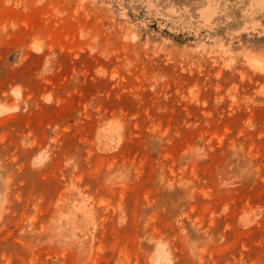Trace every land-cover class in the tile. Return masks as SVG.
I'll list each match as a JSON object with an SVG mask.
<instances>
[{"label":"rangeland","instance_id":"rangeland-1","mask_svg":"<svg viewBox=\"0 0 264 264\" xmlns=\"http://www.w3.org/2000/svg\"><path fill=\"white\" fill-rule=\"evenodd\" d=\"M253 4L0 0V264H264Z\"/></svg>","mask_w":264,"mask_h":264},{"label":"bare ground","instance_id":"bare-ground-1","mask_svg":"<svg viewBox=\"0 0 264 264\" xmlns=\"http://www.w3.org/2000/svg\"><path fill=\"white\" fill-rule=\"evenodd\" d=\"M255 7H257L259 10H264V3L262 0H254V4H253ZM200 18L203 20V21H207L208 18H209V15L206 13V11L202 12L200 14ZM245 29L244 28H241L239 29L237 32H244ZM246 60V66L253 72L257 73V74H260V75H264V61L263 60H260V59H257L255 57H249ZM227 67V66H225ZM259 92L264 94V87H260L259 88ZM10 94L13 95V97L15 98H18L19 97V92L16 88L14 89H11L10 90ZM48 97H42V100L44 101H48ZM15 109V108H11V109H8V108H4L2 106H0V116H2L3 114H6L8 112H13L12 110ZM100 205H103L104 202H99ZM83 207V205H81ZM80 206V207H81ZM167 261V259H166Z\"/></svg>","mask_w":264,"mask_h":264},{"label":"crops","instance_id":"crops-1","mask_svg":"<svg viewBox=\"0 0 264 264\" xmlns=\"http://www.w3.org/2000/svg\"><path fill=\"white\" fill-rule=\"evenodd\" d=\"M0 106H2V107H4V108L11 109V106H10V105H3V104H0ZM8 113H10V112H8ZM8 113H6V114H8ZM6 114H3V115H6ZM3 115H2V116H3Z\"/></svg>","mask_w":264,"mask_h":264}]
</instances>
